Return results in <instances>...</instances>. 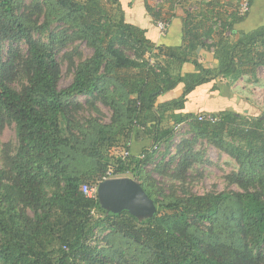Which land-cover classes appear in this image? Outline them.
<instances>
[{
  "label": "trees",
  "instance_id": "16d2710c",
  "mask_svg": "<svg viewBox=\"0 0 264 264\" xmlns=\"http://www.w3.org/2000/svg\"><path fill=\"white\" fill-rule=\"evenodd\" d=\"M158 1L146 3L156 22L183 9L182 47L157 45L127 21L122 0H0V135L14 125L17 138L1 153L0 264H264V113L184 112L218 79L258 81L264 25L235 30L254 0L244 15L242 0ZM202 46L216 67L199 61ZM65 62L73 80L61 87ZM187 63L194 72H183ZM180 85L178 98L158 103ZM183 123L190 138L175 129ZM205 144L238 169L227 190L199 195L192 174ZM107 177L137 179L156 214L108 213L82 191Z\"/></svg>",
  "mask_w": 264,
  "mask_h": 264
},
{
  "label": "crops",
  "instance_id": "0c3cea01",
  "mask_svg": "<svg viewBox=\"0 0 264 264\" xmlns=\"http://www.w3.org/2000/svg\"><path fill=\"white\" fill-rule=\"evenodd\" d=\"M124 1V0H122ZM206 1V0H205ZM218 1V0H217ZM223 4H236L239 0H219ZM192 2H196L193 0ZM146 3L154 5L155 3L159 4L158 0H127L128 6L133 4V10L130 12V17L127 18L129 23L140 26L143 29L147 30L148 37L156 42L157 45H164L168 47H182L184 42V11L181 7H177V13L174 16L169 18V27L164 36H160V31L157 26V22L148 14ZM170 5V3H168ZM166 4V8H168ZM258 6V8H257ZM181 8L182 11H179ZM260 9V10H259ZM258 10V11H257ZM133 18H132V17ZM249 25V27H248ZM264 25V0H254L249 16L244 19L241 23L235 26L236 32L240 31H252L257 29L260 26ZM254 28V29H253ZM206 45H209L212 40H206ZM197 53L200 54L199 61L204 64L205 67L214 68L218 65V62L214 58V53L209 51L206 47H200L197 50ZM195 71V67L191 63L184 65V73H192ZM247 78V79H246ZM245 79L250 81L248 77L240 78L238 81L234 82L232 79L221 78L208 85H204L198 88L193 94L189 96V100L186 104L184 110L185 113H194L199 114L202 112L205 113H218L223 110H227L226 104L228 100H232L233 88L237 84ZM216 89H214L215 87ZM184 86L180 85L173 93L166 94L159 98L158 103L169 102L175 98H178L183 90ZM238 88V86L236 87ZM231 91V92H229ZM222 97L226 99L223 100ZM228 102V103H227ZM226 103V104H224ZM224 105V106H223ZM146 145L144 142L133 143V150L135 153H139L141 147Z\"/></svg>",
  "mask_w": 264,
  "mask_h": 264
},
{
  "label": "rangeland",
  "instance_id": "374dc122",
  "mask_svg": "<svg viewBox=\"0 0 264 264\" xmlns=\"http://www.w3.org/2000/svg\"><path fill=\"white\" fill-rule=\"evenodd\" d=\"M31 0H26V3H29ZM127 0L122 1L123 10L128 17H130V12L133 10V4L128 6ZM152 6V5H151ZM158 4L155 3L153 7L157 8ZM258 8V6H257ZM195 10L196 6L192 7L190 10ZM147 10V9H146ZM260 10V9H259ZM258 11V10H257ZM132 17V16H131ZM133 18V17H132ZM129 19V18H128ZM249 27V25H248ZM254 29V28H253ZM255 30V29H254ZM253 31V30H252ZM247 32V31H245ZM78 44V43H77ZM79 50L82 52L84 58H88L93 54V49L87 46L85 42L78 44ZM62 80L60 83L61 87H67L73 80V76L68 72L67 62L62 63ZM247 79V78H246ZM246 81L243 79L240 81L237 86L232 90L234 93L232 95V100H228L226 104L227 110H234L239 114L246 116H261L264 113V68H259L257 71V79ZM231 92V91H229ZM223 100L226 99L222 97ZM82 104L86 105L85 97H80L78 100ZM224 106V105H223ZM99 108L103 113L102 120L105 123H108L111 117V111L104 106L99 104ZM86 112V111H85ZM88 112L84 113L83 116H88ZM189 130V127L179 136L185 135V132ZM187 138L191 137V134H186ZM179 140H176L178 143ZM16 145V131L14 125H8L5 127L3 133L0 135V164L1 153H3L5 146L8 144ZM205 154H204V163L199 164L195 169L192 177L191 188L195 194L203 195L205 193L216 191L221 192L228 189L225 177L230 174L233 170L238 169V164L234 158H231L229 155L222 153L216 148L204 145ZM116 154H121L123 150L114 151ZM124 154V153H123ZM199 172V173H198ZM159 181L161 180L158 176H155ZM231 190H237L236 186H233Z\"/></svg>",
  "mask_w": 264,
  "mask_h": 264
},
{
  "label": "water",
  "instance_id": "95a60500",
  "mask_svg": "<svg viewBox=\"0 0 264 264\" xmlns=\"http://www.w3.org/2000/svg\"><path fill=\"white\" fill-rule=\"evenodd\" d=\"M179 11H182L181 8ZM98 200L108 213L129 211L140 221L152 218L157 206L143 189L141 183L130 177L105 179L98 184Z\"/></svg>",
  "mask_w": 264,
  "mask_h": 264
},
{
  "label": "built area",
  "instance_id": "2783aa9c",
  "mask_svg": "<svg viewBox=\"0 0 264 264\" xmlns=\"http://www.w3.org/2000/svg\"><path fill=\"white\" fill-rule=\"evenodd\" d=\"M208 2L212 1V0H206ZM240 14L244 15L246 14L247 12L250 11V2L249 0H242L241 2V6H240ZM157 26L159 28V31H160V36H164L167 32V29L169 27V21L168 20H160L157 22ZM199 120H208L212 123L216 122L217 121V118L214 117V116H207V117H204V116H199L198 118ZM188 124L187 123H183V124H178L175 129L177 131L178 134L184 132L187 128H188ZM124 155H128V152H125ZM111 177H107L106 179H109ZM82 191L84 192V194L89 197V198H98V195H97V192H98V186H88V185H85L82 187Z\"/></svg>",
  "mask_w": 264,
  "mask_h": 264
},
{
  "label": "clouds",
  "instance_id": "9594fccd",
  "mask_svg": "<svg viewBox=\"0 0 264 264\" xmlns=\"http://www.w3.org/2000/svg\"><path fill=\"white\" fill-rule=\"evenodd\" d=\"M110 179V178H109Z\"/></svg>",
  "mask_w": 264,
  "mask_h": 264
}]
</instances>
